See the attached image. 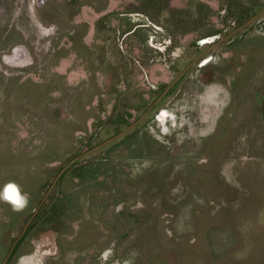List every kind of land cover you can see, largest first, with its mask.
<instances>
[{"label":"rangeland","instance_id":"1","mask_svg":"<svg viewBox=\"0 0 264 264\" xmlns=\"http://www.w3.org/2000/svg\"><path fill=\"white\" fill-rule=\"evenodd\" d=\"M1 243L264 264V0H0Z\"/></svg>","mask_w":264,"mask_h":264},{"label":"flooded vegetation","instance_id":"2","mask_svg":"<svg viewBox=\"0 0 264 264\" xmlns=\"http://www.w3.org/2000/svg\"><path fill=\"white\" fill-rule=\"evenodd\" d=\"M135 15H139V13H136ZM136 19V18H135ZM154 27H157L156 25H154ZM159 29V28H158ZM160 30H161V28H160ZM157 30L155 29L153 32H156ZM151 35V34H150ZM156 37V34H154V35H152V38H155ZM149 39V38H148ZM152 40H149V43H151V44H153V43H155V42H153ZM20 49L21 48H17V49H15V57L17 58V56L18 55H20L21 54V52H20ZM204 63V62H203ZM186 71V70H185ZM184 76V75H183ZM173 87V85L171 86V87H169V88H167V89H165V91L162 93V94H160L158 97H157V99L155 100V102H154V108H156L157 106H159L160 104H161V102L163 101V99L165 98V97H167L168 95H169V93H170V91H171V88ZM164 111H162L161 113H163ZM166 114L167 113H165L162 117H161V119H167V117H166ZM5 196H6V198H8V200H11V201H13L16 205H20L23 201H22V196H21V194H19L18 193V187H16V185L14 184V183H11V184H9V186L6 188V191H5ZM12 202V203H13ZM26 203V202H25ZM25 203H24V205H21L20 207H21V209H25L27 206H28V202H27V204L25 205ZM28 230H30V226H28V227H26L25 229H24V231H23V233H22V235H26V232L28 231ZM48 229L46 228V230H44V231H47ZM49 230H50V228H49ZM50 231H52V230H50ZM54 232V231H53ZM14 251V248H13V250H12V252ZM12 252H11V254H12ZM16 251H14L13 252V255H14V253H15ZM12 255V256H13ZM10 257H11V255H10ZM9 257V258H10ZM9 260V259H8ZM8 262V261H7ZM30 263V261L29 260H25L24 261V264H29Z\"/></svg>","mask_w":264,"mask_h":264},{"label":"trees","instance_id":"3","mask_svg":"<svg viewBox=\"0 0 264 264\" xmlns=\"http://www.w3.org/2000/svg\"><path fill=\"white\" fill-rule=\"evenodd\" d=\"M6 232H4V234H5ZM3 234V235H4ZM8 246H7V244L6 243H1L0 244V262H1V260L4 258V256H6L7 255V252L9 251V248H7ZM1 264V263H0Z\"/></svg>","mask_w":264,"mask_h":264},{"label":"water","instance_id":"4","mask_svg":"<svg viewBox=\"0 0 264 264\" xmlns=\"http://www.w3.org/2000/svg\"><path fill=\"white\" fill-rule=\"evenodd\" d=\"M12 250H13V249H12ZM12 250H10V251L8 252V254L6 255V258L4 259L3 264H6V263H7V261H8V259H9L10 255H11Z\"/></svg>","mask_w":264,"mask_h":264},{"label":"bare ground","instance_id":"5","mask_svg":"<svg viewBox=\"0 0 264 264\" xmlns=\"http://www.w3.org/2000/svg\"><path fill=\"white\" fill-rule=\"evenodd\" d=\"M164 114H165V112H163V113H162V116H163ZM162 120H164V121H165V119H162Z\"/></svg>","mask_w":264,"mask_h":264},{"label":"crops","instance_id":"6","mask_svg":"<svg viewBox=\"0 0 264 264\" xmlns=\"http://www.w3.org/2000/svg\"><path fill=\"white\" fill-rule=\"evenodd\" d=\"M11 247H12V248H11L10 250H12L15 246H11ZM10 250H9V251H10Z\"/></svg>","mask_w":264,"mask_h":264}]
</instances>
